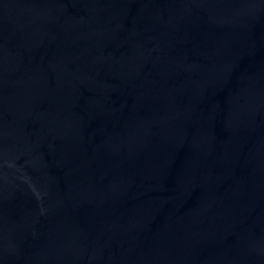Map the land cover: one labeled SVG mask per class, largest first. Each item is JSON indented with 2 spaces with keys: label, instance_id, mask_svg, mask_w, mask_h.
<instances>
[{
  "label": "water",
  "instance_id": "95a60500",
  "mask_svg": "<svg viewBox=\"0 0 264 264\" xmlns=\"http://www.w3.org/2000/svg\"><path fill=\"white\" fill-rule=\"evenodd\" d=\"M0 264H264V0H0Z\"/></svg>",
  "mask_w": 264,
  "mask_h": 264
}]
</instances>
